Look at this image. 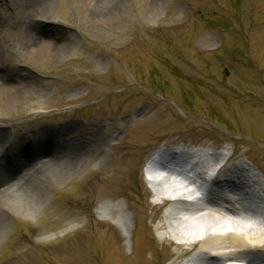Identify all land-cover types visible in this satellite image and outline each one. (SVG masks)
<instances>
[{"label": "rangeland", "instance_id": "1", "mask_svg": "<svg viewBox=\"0 0 264 264\" xmlns=\"http://www.w3.org/2000/svg\"><path fill=\"white\" fill-rule=\"evenodd\" d=\"M82 4L0 0V82L30 86L0 112L2 145L67 125L73 140L108 137L49 180L33 214L0 198V264H182L190 250L157 240L151 218L168 205L153 206L143 170L163 141L191 143L233 154L264 189V0H127L94 24ZM33 40L60 52L32 58Z\"/></svg>", "mask_w": 264, "mask_h": 264}, {"label": "bare ground", "instance_id": "2", "mask_svg": "<svg viewBox=\"0 0 264 264\" xmlns=\"http://www.w3.org/2000/svg\"><path fill=\"white\" fill-rule=\"evenodd\" d=\"M81 1V20L94 24L95 21L113 22L123 12L127 0ZM45 7L44 1H36L30 9L42 11ZM31 43L34 44L32 58L45 50H51L54 57L60 52L56 46L39 44L37 40ZM29 88L27 82L17 85L0 82V112L11 109L14 102H20V96ZM135 109L139 113L147 110L142 106ZM72 127L38 129L34 131V138H17L14 135L10 148L2 145L5 137L0 136V148L7 152L9 158V162H4L6 153L0 156V198L10 195L11 205L17 206L26 215L33 214L41 205V194L49 180L56 174L85 165L102 141L108 138L100 137L97 127L93 126L85 137L73 140ZM56 135L57 139L52 141ZM173 143L163 141L164 148L155 153L147 166L149 173L165 174L161 178L150 174L148 181L154 198L153 206L168 205L163 212L151 218L157 221V240L190 250L182 264H264V189L258 179L244 163L233 161V154L212 149L191 150V143L187 146L189 148L172 147ZM32 157H37L35 164L47 163L44 168L47 174L31 171L27 161ZM26 169L28 177L24 179L22 171ZM117 171L119 169H113V174ZM211 171L213 176L208 177ZM188 173L193 174L192 183H203V199H185L189 194L178 192L175 183L171 182V178H178L187 184ZM205 184L210 187L205 188ZM258 211L263 229L256 222ZM120 218L125 221L124 215ZM227 219L239 233L220 231ZM247 221L249 224L246 226ZM172 259L173 256L167 255L162 261Z\"/></svg>", "mask_w": 264, "mask_h": 264}]
</instances>
